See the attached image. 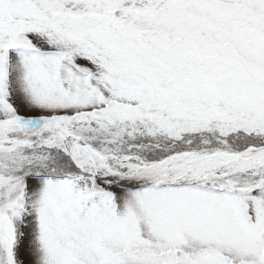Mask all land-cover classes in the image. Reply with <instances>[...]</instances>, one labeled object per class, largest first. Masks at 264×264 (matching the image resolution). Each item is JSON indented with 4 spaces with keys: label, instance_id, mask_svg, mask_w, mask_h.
<instances>
[{
    "label": "snow or ice",
    "instance_id": "snow-or-ice-1",
    "mask_svg": "<svg viewBox=\"0 0 264 264\" xmlns=\"http://www.w3.org/2000/svg\"><path fill=\"white\" fill-rule=\"evenodd\" d=\"M0 264H264V0H0Z\"/></svg>",
    "mask_w": 264,
    "mask_h": 264
}]
</instances>
